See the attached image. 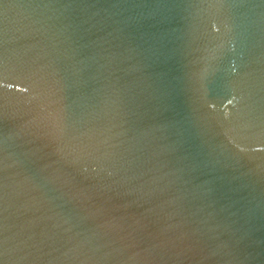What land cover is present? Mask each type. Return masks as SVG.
<instances>
[{
  "label": "water",
  "instance_id": "1",
  "mask_svg": "<svg viewBox=\"0 0 264 264\" xmlns=\"http://www.w3.org/2000/svg\"><path fill=\"white\" fill-rule=\"evenodd\" d=\"M0 264H264V0H0Z\"/></svg>",
  "mask_w": 264,
  "mask_h": 264
}]
</instances>
